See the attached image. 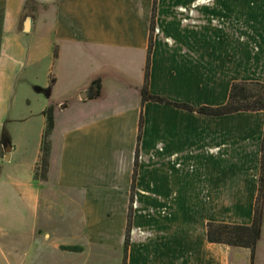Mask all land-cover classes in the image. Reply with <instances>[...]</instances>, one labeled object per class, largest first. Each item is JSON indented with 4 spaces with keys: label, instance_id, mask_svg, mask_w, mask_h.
<instances>
[{
    "label": "crops",
    "instance_id": "0c3cea01",
    "mask_svg": "<svg viewBox=\"0 0 264 264\" xmlns=\"http://www.w3.org/2000/svg\"><path fill=\"white\" fill-rule=\"evenodd\" d=\"M152 6L0 0V264H122L126 236V264H264V199L252 260L206 237L208 222L252 221L264 112L142 101ZM155 12L149 94L218 106L232 82H264V0H156Z\"/></svg>",
    "mask_w": 264,
    "mask_h": 264
},
{
    "label": "trees",
    "instance_id": "16d2710c",
    "mask_svg": "<svg viewBox=\"0 0 264 264\" xmlns=\"http://www.w3.org/2000/svg\"><path fill=\"white\" fill-rule=\"evenodd\" d=\"M156 11V0H153L152 14L150 21V34L148 47L146 51V61L144 67V79L141 90L142 101L151 100L161 104L173 105L177 108L184 109L187 111H195L198 114L210 115V116H221L236 112L244 111H263L264 112V82L258 81H243V82H232L230 85L228 98L224 104L218 106H207L201 105L194 108L185 103H173L169 100L151 95L148 93V74H149V62L150 54L153 47V32L155 28V12ZM91 88L94 89L95 95L100 90L99 80H95L91 83ZM45 117V128L41 138L40 144V155L36 167L34 169L33 176L38 180H46L49 166V156L51 151V142L49 136L54 126L53 116V105H49L43 111ZM143 118L140 115L138 134H137V146H136V157L133 172V181L136 175V167L138 160V145L140 140V134L142 131ZM260 168L258 176V191L254 206V213L252 221L249 225H235V224H224L216 222H208L206 227V237L211 243H223L231 247L247 248L251 253V260L254 256L255 247L257 241L261 235V226L263 220V199H264V129L260 145ZM133 187V185H132ZM132 206H129L127 215V233L131 225ZM128 236L124 241V253L122 264H126V249L128 245Z\"/></svg>",
    "mask_w": 264,
    "mask_h": 264
},
{
    "label": "rangeland",
    "instance_id": "374dc122",
    "mask_svg": "<svg viewBox=\"0 0 264 264\" xmlns=\"http://www.w3.org/2000/svg\"><path fill=\"white\" fill-rule=\"evenodd\" d=\"M15 95H16L15 100H19L20 102L27 103V101H29L31 104L34 105V102L36 101V94H15Z\"/></svg>",
    "mask_w": 264,
    "mask_h": 264
},
{
    "label": "water",
    "instance_id": "95a60500",
    "mask_svg": "<svg viewBox=\"0 0 264 264\" xmlns=\"http://www.w3.org/2000/svg\"><path fill=\"white\" fill-rule=\"evenodd\" d=\"M27 21V20H26ZM84 93H86V92H84ZM87 95H89V94H81V97H85V96H87Z\"/></svg>",
    "mask_w": 264,
    "mask_h": 264
}]
</instances>
